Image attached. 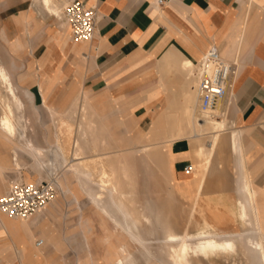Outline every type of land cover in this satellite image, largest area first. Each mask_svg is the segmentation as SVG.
I'll list each match as a JSON object with an SVG mask.
<instances>
[{"label":"crops","instance_id":"0c3cea01","mask_svg":"<svg viewBox=\"0 0 264 264\" xmlns=\"http://www.w3.org/2000/svg\"><path fill=\"white\" fill-rule=\"evenodd\" d=\"M69 1L60 0V3L68 4ZM83 2L96 8L99 14L96 34L90 42L75 41L69 30L60 29L59 20L47 17V8L37 0L2 27L3 35L9 38H15L12 29L20 25L30 34L36 30L41 32L45 54L38 57L36 67L39 70L35 78L45 107L53 113V108H57L53 98L66 81L69 86L65 98L73 105L93 110L100 121L132 119L133 126L138 129L135 143L152 144L160 139H170L157 144L159 146L154 150L151 144L145 145L143 151L154 157L164 154L169 158L171 173L179 179L188 177L185 168L191 164L186 155L190 145L183 141L189 137L200 140L205 132L213 138L215 130L202 126L197 132L194 123L191 133H178L180 131L169 128L170 124L181 121L192 123L189 115L195 112V107L190 105L188 109L187 100L182 102L183 96L186 99L195 64L212 46H217L222 57L236 68L228 95L221 102L223 115L218 119L232 133L231 155L238 151L239 137L253 138L257 142L258 186L264 187V0H168L161 5L157 0ZM25 47L19 41L17 51ZM0 60L13 79L16 73H21L15 69L11 54H3ZM187 61H192L194 66L186 68ZM21 80L23 84L25 79ZM193 92L191 89L196 105L198 96L195 97ZM171 108L177 111L174 117ZM227 114L231 128L225 120ZM83 121H86L85 117ZM75 142L74 160L77 163L71 168L77 179L81 182V177L95 180L93 170L96 169H101L104 175V184L100 185L102 190L89 193L93 203V198H98V208L103 216H106L103 209L112 205L111 189L118 188L120 198L125 196L126 203L130 204L131 219L138 218L137 207L141 203L136 198L126 160L120 157L106 161L83 159V148L79 141V146ZM209 145H200L194 154L204 158L210 150ZM41 149L45 153V149ZM14 153L12 161L17 168ZM10 158L9 148L0 150V198L15 177L12 174L16 169ZM245 169L251 171L250 166H244ZM245 181L256 193L255 204L264 234V204L259 203L264 199H258L257 190L247 178ZM127 184L129 191L125 190ZM103 195L109 199V204L104 203ZM111 212L119 213L121 217L116 208ZM41 222L42 213L22 221L0 212V264H33L39 259L40 247L36 246L35 237Z\"/></svg>","mask_w":264,"mask_h":264},{"label":"rangeland","instance_id":"374dc122","mask_svg":"<svg viewBox=\"0 0 264 264\" xmlns=\"http://www.w3.org/2000/svg\"><path fill=\"white\" fill-rule=\"evenodd\" d=\"M32 3L33 0H0V56L11 54L15 69L21 70V73L15 74L13 81L25 103V114L29 119L28 137L37 147L45 149V155L37 159L24 148L22 142L14 140L10 144L1 136L0 150L3 148L10 150V163L16 169V172L13 171L12 175L15 174V177L12 180L52 182L57 190L55 201L42 212V222L36 231L35 241L42 240L43 245L38 249L39 259L33 264H115L118 252L125 243V238L115 223L109 217L103 216L89 196V193H98L102 190L100 185L104 184V175L101 169L93 170L95 180L88 181L81 177V182L71 168L77 163V160H74L75 141H79L83 148L81 152L83 159L106 161L120 157L126 160L136 198L145 209L144 214L147 217L143 219L144 223L153 226L150 229L152 236H149L152 239L148 241L153 256L146 260L138 253L140 264H161L160 261L164 259L161 243L168 225L177 233L189 230L191 234L197 233L204 227L205 222L210 223L212 229L222 231H234L240 234L247 230L253 231L254 226L237 222L230 208L235 206L239 199L248 200V195L242 191V184L246 178L257 190L258 199H264V187L258 186L257 142L253 138L249 140L239 137L238 151L231 155L228 163L230 176H234L230 177L229 192L226 194L229 201L227 204L226 202L222 204L218 200L221 196L209 186L206 187L209 193L197 195L198 184L204 175L207 174L209 181H215L216 173L219 171L217 153L213 155L208 171L205 167L206 159L198 158L194 154V150L200 145L207 146L211 143V134L205 132L200 140L189 137L183 141L186 145H190V151L186 155L194 165V172L188 177L179 179L170 172L168 157L164 154L156 157L148 156L147 152L143 151L144 146L151 143H135L138 129L133 126L132 119L124 122L119 119L116 122L100 121L93 110L88 111L85 106L73 105L70 99L65 98L68 91L66 87L69 86L66 81L53 98L57 108H53L51 113L44 105L35 78L39 70L36 67L39 63L38 57L45 54L41 32L36 30L30 34L17 24L19 28L12 29L15 38H9L2 33L5 22L11 18L15 19L21 12L30 8ZM49 19L55 18L49 17ZM60 24L59 21V26ZM19 41L26 47L17 51ZM21 79H25L23 84ZM195 82L196 79L191 78L189 90H194L193 93L197 97ZM1 89L6 96L5 88ZM185 100L183 96L182 102L185 103ZM190 105L195 107L196 118L203 115L200 113L198 103L195 105V100L191 101ZM1 113L0 106V116ZM83 117L86 121H83ZM109 118L115 119V117ZM223 119L224 117L221 118ZM225 120L231 128L228 114ZM193 125L189 121H181L178 124H170L169 129L180 131L178 133H191ZM166 140L170 139L152 142L151 148L154 150L159 146L157 144ZM15 150L19 153L21 170H18L12 161ZM244 166L246 168L250 166L251 171L244 170ZM125 190H130L128 184L125 185ZM103 201L109 204V199L104 195ZM259 203L264 204V202ZM114 214L120 216L119 213ZM237 246L239 254L236 256L222 257L213 261L195 260L193 264H256L251 256L242 254L241 241H237ZM165 261L171 264L167 258Z\"/></svg>","mask_w":264,"mask_h":264},{"label":"bare ground","instance_id":"6f19581e","mask_svg":"<svg viewBox=\"0 0 264 264\" xmlns=\"http://www.w3.org/2000/svg\"><path fill=\"white\" fill-rule=\"evenodd\" d=\"M39 2L42 3L44 8H47L45 13L50 18L59 20L61 22L60 28L69 30L72 35V30L64 19V9L70 2L67 5L66 3H60V0H37V3ZM64 5L66 6L64 7ZM193 66L194 63L192 61H187L185 64L186 68H192ZM1 88H5V92L7 93L6 96L3 94V89ZM190 90L188 88L186 92V103L188 109L190 108V102L193 99V94ZM222 101H220L213 110L203 113L201 117L196 118V114L194 112L189 115V118L190 121L195 124L197 132H200L202 126H205L206 129L215 130V136H213L209 145L210 150L204 157L206 159V171H208V169L211 167L212 158L215 153H217L219 165V171L216 173L215 181H209L207 174L205 173L204 177L201 179V182L197 180L200 182L198 184L197 194L198 196H201L203 194L209 193L206 190V187L209 186L214 188V191L218 193V196H221V198L218 199L219 202H222V204L226 202L227 204L229 200L226 194L229 192V180L231 177L229 170L230 165L228 166V163L231 158L230 149L233 147L234 141L232 133L226 129V124L220 122L218 119L223 115L221 104ZM0 106L2 109L0 116V134L3 135L10 144L13 143L14 140H18L25 144L26 148L31 150L37 156V158H43L45 155L44 151L41 148L36 147L34 142L28 137L29 119L25 114V103L14 84L11 73L7 70L1 60ZM176 113L177 111L174 108H171V116L174 117ZM75 145L79 146V142H75ZM14 157L17 168L21 169L17 151H15ZM192 168V172L185 173L187 175L192 174L194 172V165ZM24 181L32 184L45 183L44 181ZM242 185V191L246 193L249 198L245 201L239 199L237 201L238 203L230 208V212L237 222L249 226L252 225L255 227V230H247L240 234L234 231H222L215 228L212 229V225L208 222H205L204 227H202L195 234L189 233V230H186L185 233L179 234L168 229L172 227H169L168 225V231L166 230L165 238L161 243V249L164 253V259L160 261L161 264H168V262L165 261V258H167L171 264H193V261L195 260L199 262L201 260L213 261L215 259H221L222 257L236 256L239 254L237 241H241L243 243L242 254L244 256H251L254 259L252 260L256 262V264H264V234L262 233L260 214L255 204L256 193L251 189V186L248 182L245 181ZM110 196L112 199V205L108 209H103L104 213L115 223V226L120 230L122 236L125 238V243L118 252V257L115 264H140L138 253H140L143 258H146V260H149L153 256V251H150L151 247L149 246L150 243L148 242L150 239H152L149 236H152V230L150 229L153 226L144 223V218H146V215L143 213L144 206L139 204L137 207L139 217H133L131 219V212L128 208L129 203H126L125 196L122 195L120 198V192L118 188H112L110 191ZM93 200L95 205L100 207L98 198H93ZM113 208H116L120 212V218L114 216V214L111 212ZM1 213L8 215L4 212ZM192 214L194 215V212ZM8 216L11 217L10 215ZM133 216H135V213ZM32 218L19 220L29 221ZM153 232L155 233V231ZM147 242L149 243L148 245ZM36 246L41 247L37 245V242Z\"/></svg>","mask_w":264,"mask_h":264},{"label":"built area","instance_id":"2783aa9c","mask_svg":"<svg viewBox=\"0 0 264 264\" xmlns=\"http://www.w3.org/2000/svg\"><path fill=\"white\" fill-rule=\"evenodd\" d=\"M167 1L157 0V4ZM64 19L69 24L75 41L90 42L94 39L99 21L96 8L88 7L81 0H73L64 9ZM194 71L198 106L202 113H207L228 95L236 68L222 57L217 46H212L196 64ZM192 167V164L188 165L185 172H192ZM56 197L57 190L52 182L32 184L15 179L10 182L6 194L0 198V211L26 220L45 211ZM37 245L42 246L43 241H37Z\"/></svg>","mask_w":264,"mask_h":264}]
</instances>
